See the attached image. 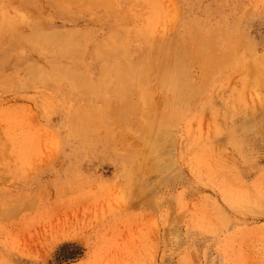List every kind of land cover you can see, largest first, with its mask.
<instances>
[{"label": "rangeland", "instance_id": "374dc122", "mask_svg": "<svg viewBox=\"0 0 264 264\" xmlns=\"http://www.w3.org/2000/svg\"><path fill=\"white\" fill-rule=\"evenodd\" d=\"M149 1L0 0V264H264V0ZM219 32L215 53L254 55L260 86L242 82L251 71L237 61L202 60L186 71L202 88L186 119L164 118L156 136L165 98L154 81L126 96L143 115L116 105L118 118L112 92L99 88L112 80L82 82L96 91L88 98L75 81L43 76L99 74L87 66L95 40L134 53ZM77 109L103 112L80 124Z\"/></svg>", "mask_w": 264, "mask_h": 264}, {"label": "bare ground", "instance_id": "6f19581e", "mask_svg": "<svg viewBox=\"0 0 264 264\" xmlns=\"http://www.w3.org/2000/svg\"><path fill=\"white\" fill-rule=\"evenodd\" d=\"M150 1H149V3H150ZM153 6H155V5H153ZM153 6H150V7H153ZM158 6H160V5H158ZM158 10H160V9L158 8ZM154 11L157 12V10H154ZM158 15H159V13H158ZM161 15H163V14H161ZM115 16H117V15H115ZM155 16L157 17L156 14H155ZM153 18H155V17L152 16V19ZM150 21L148 19L147 24ZM229 21H230V19H229ZM147 24L142 27L143 30L139 29L135 33L130 35V38L132 39V41H134V43L138 40L143 39V38L146 39L145 37L149 35L151 28L148 27ZM36 30H38V29H35V31L33 30V33L36 32ZM230 32H231V30H228L226 32V35ZM141 33H143V35H141ZM218 36H219V38L223 37V36H225V33L219 32L214 38L211 37V38L207 39L206 37H204L202 40H198L195 36L194 37L195 40H192V42H189V43L184 42L187 45H189L188 48L181 47V48L176 50L175 47L171 48L173 43L171 46H168V47L166 46L167 48H165L164 44H160V43H159L160 45L155 46V44H156L155 43L154 46H153V44H149L150 48L144 47L145 48L144 51H141L140 49H135V50H133V51H136L134 53L130 52V47L128 46V44H127V46L125 44H123V48H122L121 45L116 44V43H112L113 40H111V38H108L102 42L99 40H95V41H93V44L95 45V53H94L95 57H93L91 59V61L88 63L87 66L89 67L91 65H98L99 66V74L98 73L91 74L89 71H87V73H85V74H83L84 72L79 74V73H77V70H76L73 72H67V71H64V73L60 72L59 76L56 77V75H53V70H52V72L49 71L47 73H44V75L42 73L40 75H43L44 77H45V75L52 76V78H54V80H56L57 82L61 81V79H63V78H65V79L68 78L71 81H75V82H73V85L70 88L72 90H82V92L84 94H86V96H87V92L92 91V89H93V91H92V93H93L94 88L91 84H84L82 82L89 81L92 79V77H95L96 79H102V80H112L113 81L112 86H109L108 84L104 83L102 85H99V88H100V90H103L105 92L107 91L108 93L112 92V94H113L112 97H114L115 101H116L115 107L113 109H115V112L117 111V113H118L117 117L118 118L123 116L120 113L123 111L117 110L118 108L116 105H118L119 108L122 110L127 108L128 112H131L132 110H134V111H136L137 114L141 113L140 106L138 107L136 105H133L130 101H127L126 96H129V95L134 96V94L137 93L138 91H140L141 92L140 94H142V91H145V90L147 91L149 89V83L154 81L155 84L159 86V89H161L163 91L162 96L164 94V98H165V105L163 107L161 106V108H160L161 111H159V117H158V121L156 123L158 125L156 128L154 127L152 130L153 134L156 136L159 128L166 130L167 126L170 124V121L165 122L164 118H169L172 121L177 122V118L180 119L181 115H182L183 120L186 119V115L182 114V113H189L188 112L189 108L186 107L187 103L189 101L191 102L192 101L191 99L194 96L198 95L200 93L198 91L202 89V88L199 89L201 86L199 85L198 82H190L187 79L186 71L192 65H194L196 63L201 65L200 62L202 60H203L202 64H203V62L208 61V64L210 65V63H212V61L210 59L213 58L214 63H215V65H213V66H217L218 64H221L223 62H226L227 64H230V63L232 64L234 61H237L238 64L247 66V68H248L247 70L251 71V74L249 73L250 74L249 76H244V74L246 72L243 71L244 74L242 76H239L240 78L242 77V82L247 81L249 84H252L254 86H260V70H263V68L260 67V63H259V61H257V59L256 60L253 59L254 55L252 56V59L249 56H247V57H249L247 60L246 59L243 60L244 54L242 55V58L237 57L238 53L236 52V50H233V48H228V44L234 43V41H235V37H234L235 35H234L231 38L227 39L228 43L226 41H222V46L224 45L223 47L228 48V49H225L224 52H221L223 54V56L219 58V56L215 53L217 44L214 43V40ZM143 41H142V43H143ZM137 43H139V42H137ZM35 44H37V43H35ZM142 46H140V47H142ZM169 48H171L174 53L169 52L167 50ZM121 50H125V52L121 53ZM108 51H112V53H111L112 57L106 58L105 62L100 61L97 58V57H101V56L105 57L107 55ZM190 56H192V57L194 56V59H191ZM182 57L185 58V63L181 62ZM256 58H258V57H256ZM161 60L165 62L166 67L163 66L164 68L163 69L161 68L162 70H157V68H156L157 64L156 63H158ZM47 62H49V61H47ZM142 63L148 64L150 71L151 70H157V74L154 77H152L151 74L148 75V73L147 74L144 73L145 71L143 72L142 71L143 69L142 70L138 69L139 64H142ZM80 67L81 66H79V68ZM240 67L241 66H239L238 69H240ZM140 68H142V67H140ZM230 70H231V68H230ZM231 71H234V70H231ZM240 71H241V69H240ZM138 72H140V73L143 72V74H140ZM236 73H237V70H236ZM238 73H239V71H238ZM230 75H228L229 76L228 78H230ZM202 76L207 79V77H206L207 74L203 71H202ZM224 78H227V77H224ZM200 82H201V79H200ZM204 82H206V81H204ZM227 83L228 82H226V84ZM245 86L247 87L248 85H245ZM157 87H156V89H157ZM213 87L214 86H212V88ZM240 87H241V85H240ZM212 88H210V89L212 90ZM250 88L254 89L253 86H250ZM237 89L236 90L239 91V87ZM242 89L243 90H241V93L244 94L243 91H245L244 90L245 87ZM143 93H146V92H143ZM234 93H235V91H234ZM234 93H233V95H236ZM103 94H105V93H103ZM208 94H210V93H208ZM243 94L242 95L239 94L238 96H240V95L243 96ZM136 95H138V94H136ZM233 95H232V97H233ZM97 96H95V97H97ZM131 96H129L130 98L128 100L132 99ZM82 97H84V96H82ZM143 97H144V94H143ZM217 97H219V96H217ZM234 98H236V97L234 96ZM240 98H243V97H240ZM144 100H145V98H144ZM150 100H152V99H150ZM215 100H216V98H215ZM140 101L142 102V100H140ZM235 102L239 104L238 97H237V99H235ZM151 104L152 103H150V105H149L150 107H151ZM109 105H111V103ZM149 106L147 108H149ZM214 107L217 108V106H215V104H214ZM199 108L201 109L200 106H199ZM80 110L81 109H77L75 111V114H76L75 118H77V121L80 124L81 123L82 124L83 123H92L93 124L96 120V117L99 116L103 112V111H100V112L97 111L98 113L95 115L96 112H91L89 109H85L83 111H80ZM109 110H111V112H113V110L111 108ZM147 110H145V111H147ZM205 110H203V111H205ZM143 112H144V110H143ZM143 112L140 115H143ZM200 112H201V110H200ZM144 114H146V112ZM171 114H174L176 116L170 117L169 115H171ZM112 115H114V114H112ZM171 116H173V115H171ZM168 129H170V127H168ZM235 130H234V132H235ZM151 137L155 138L153 135ZM161 137L163 138V134L161 135ZM234 138H236V137H234ZM147 142H148L147 145H151V144L155 145V142H152L151 138H149L147 140ZM197 143L199 144L198 141H197Z\"/></svg>", "mask_w": 264, "mask_h": 264}]
</instances>
